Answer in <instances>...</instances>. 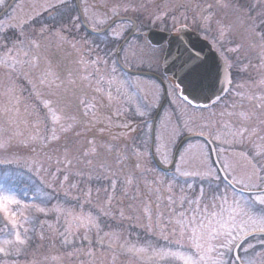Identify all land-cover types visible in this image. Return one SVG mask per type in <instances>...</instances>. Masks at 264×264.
I'll return each instance as SVG.
<instances>
[{"label":"rangeland","instance_id":"374dc122","mask_svg":"<svg viewBox=\"0 0 264 264\" xmlns=\"http://www.w3.org/2000/svg\"><path fill=\"white\" fill-rule=\"evenodd\" d=\"M81 5L91 28L117 14L141 19L136 36L121 51L123 65L131 70L159 72L164 46L148 45L151 27H200L219 40L233 74L228 92L208 107H194L166 84L168 99L156 123L154 147L167 165L180 136L203 133L217 144L231 177L247 182L264 164V0H81ZM45 13L49 24L34 19ZM129 28L128 22L118 23L103 35H89L73 0H18L0 19V60L14 65L0 64V160L17 178L40 186L31 187V202L16 195L20 205H9L15 230L0 213V247L9 252L0 254V264H184L160 260L153 249L195 252L177 223H191L193 217L205 222L198 229L205 247L222 242V236L209 239L213 230H224L213 217L220 212V194L227 193L229 204L242 196L215 183L219 197L206 193L204 198L206 190L201 195V187L192 192L186 185L188 176H218L198 139L180 149L171 173L155 170L150 127L162 87L153 77L117 66V41ZM131 121L134 135L142 137L141 148L113 139V130L127 129ZM123 177L130 186L120 183ZM7 187L0 186V192L7 194ZM34 191H41L40 197ZM16 230L25 244L15 241ZM262 241L258 237L242 246L245 264H264ZM248 244L254 247L245 254Z\"/></svg>","mask_w":264,"mask_h":264},{"label":"snow or ice","instance_id":"6c2138e0","mask_svg":"<svg viewBox=\"0 0 264 264\" xmlns=\"http://www.w3.org/2000/svg\"><path fill=\"white\" fill-rule=\"evenodd\" d=\"M6 0H0V6L5 5ZM63 2V0H62ZM22 35V33H21ZM15 45H13L14 47ZM0 64H4L5 67H14V65H9L6 61L0 60ZM182 69H186L188 74L195 73L197 66H189V62H185L181 65ZM182 98L187 101L189 97L181 92ZM45 107H50L49 104H45ZM51 111V109H50ZM144 113L141 112L140 115ZM51 119L53 123L58 122V117L55 113H52ZM203 134V133H201ZM53 138L58 137L53 133ZM0 163H5V161L0 160ZM255 168V166H253ZM188 175V173H183ZM67 180V176L64 177ZM219 179V177H216ZM235 184H241L247 189L250 193L248 198L236 199L233 197L232 203H228L227 193H221L220 199V212L219 214L214 213L213 217L216 218V223L220 225L224 230L223 232L213 230L209 236V239H219L223 237L222 242L219 245L208 244L205 247V244L202 241L205 240L204 232L201 231L198 235V229L203 230L206 225L204 220L197 221L193 217L191 223L185 222L184 220H179L177 223L181 225L180 236L185 237L191 242L192 247L195 249V252H190V250L185 251H173L171 248H160L153 249V255L160 260L166 258H173L175 260L184 261V264H207L210 260L211 264H245L240 256V247L246 238L250 235H261L264 236V164H261L258 169H256L252 175L247 178V182L244 179L237 180L235 177L231 182L226 185V187H231ZM203 194V189H201V195ZM171 200V197H169ZM21 201L17 199L15 193L8 191L7 194L0 192V213L3 214L4 219L11 223L12 228L15 230L17 228V221L15 219V214L10 211L9 205H20ZM190 203H195V201H190ZM39 211L43 212L44 209L40 208ZM226 214V216H225ZM181 217L184 216V213L179 214ZM210 223V222H209ZM230 224L231 227H225V225ZM27 229H24V232L27 233ZM15 241L19 245L26 243V240L21 237L19 230L14 231ZM168 239L166 236L164 237ZM3 243L11 244L13 241L4 240ZM181 243L180 240L176 241V245L179 246ZM264 243V241H262ZM235 246V248L233 247ZM151 247V245H149ZM254 247L252 244H248L244 248L245 254L248 249ZM133 248H129L128 251H133ZM136 251L143 252L145 248L135 249ZM19 251V248L16 249ZM212 252L217 253L216 258H212L209 254ZM231 254L229 260L221 259L225 254ZM0 254L4 256L9 255L8 250L5 247H0Z\"/></svg>","mask_w":264,"mask_h":264},{"label":"water","instance_id":"95a60500","mask_svg":"<svg viewBox=\"0 0 264 264\" xmlns=\"http://www.w3.org/2000/svg\"><path fill=\"white\" fill-rule=\"evenodd\" d=\"M15 1L16 0H11L8 3V5L0 12V16L3 15ZM75 2L83 25L89 31L94 33H101L107 30L115 21L128 19L126 17L118 16L102 29L99 30L91 29L89 26H87L82 16L79 7V1L75 0ZM135 27H136V23L133 21L132 31L118 47L117 50L118 61H119V51L123 46V44L132 35ZM147 39L152 45H160L163 42H166L167 47L162 62L163 74L166 77H169L173 81H175L176 85L181 89V92H183L185 95L189 97V100L195 103H207L210 101L211 98L220 95L223 92V90L227 87L229 83L230 74L229 71L226 69L223 60L219 57L217 52L211 47V44L207 40L203 39L196 32L190 29H183L180 30L178 33L168 34L166 32L151 29L147 34ZM185 62H189V66H193V65L197 66L196 72L192 74H188L186 72V69H182L181 65H183ZM128 71L136 74L154 75L147 72H137L131 70ZM154 76H156L162 82L164 93H163L162 103L156 113V116L154 117L153 128L155 125V121L166 101L165 85L159 76L157 75ZM193 136H199L208 140L202 135L184 136L177 144L174 150L172 163L167 167H163L159 164L158 165L164 170H171L174 166L180 147L185 141H187ZM208 142L211 146V152L214 162L216 163L221 175L225 179H227L225 173L223 172L222 168L218 163L213 144L209 140ZM228 182L230 183L229 180ZM237 189L240 191H244L239 188Z\"/></svg>","mask_w":264,"mask_h":264},{"label":"trees","instance_id":"16d2710c","mask_svg":"<svg viewBox=\"0 0 264 264\" xmlns=\"http://www.w3.org/2000/svg\"><path fill=\"white\" fill-rule=\"evenodd\" d=\"M234 1V0H233ZM52 16V15H51ZM61 17V16H60ZM38 19V16L35 18V20ZM39 23L40 24H49L51 21H49L47 14H42L41 18H39V20H41ZM137 19H140L139 17H137ZM33 24H36V22H32ZM45 24V25H46ZM196 29L200 32H203L205 34L209 33L208 31H203L200 27H196ZM264 29V28H263ZM215 37V36H214ZM213 38V37H212ZM215 40V39H213ZM217 41V40H216ZM101 126V125H100ZM113 139L114 140H124L125 141V145L128 146H132V142L130 140H125L126 138L123 137V134H121L120 132H113ZM139 141V140H137ZM135 144V142H134ZM142 146H139V148H141ZM191 181H187L186 185H188ZM203 184V182H199L197 179H194L193 182L191 183V187L194 189L192 190V192H196L198 190V188ZM0 185L9 188L12 192L16 193L20 198H22L24 201L29 200L30 198H28V196L31 194L30 192L33 191L31 189L32 186H37L40 188L39 184L36 183V185L30 184L29 182H24V179H20L17 178V175H15L8 167V165L6 163H0ZM204 187V185H203ZM213 189H217V187H212ZM212 188H210L209 193L212 192ZM40 190V189H39ZM35 192V191H34ZM38 193L35 192L36 195L40 196L41 195V191H37Z\"/></svg>","mask_w":264,"mask_h":264}]
</instances>
